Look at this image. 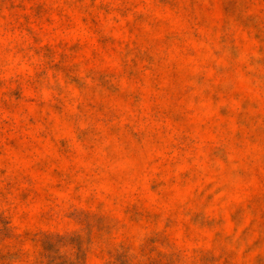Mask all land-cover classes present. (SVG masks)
I'll list each match as a JSON object with an SVG mask.
<instances>
[{"label":"rangeland","instance_id":"rangeland-1","mask_svg":"<svg viewBox=\"0 0 264 264\" xmlns=\"http://www.w3.org/2000/svg\"><path fill=\"white\" fill-rule=\"evenodd\" d=\"M0 264H264V0H0Z\"/></svg>","mask_w":264,"mask_h":264}]
</instances>
